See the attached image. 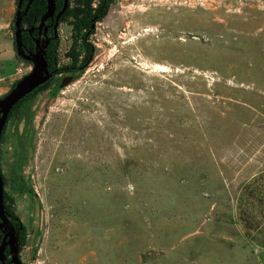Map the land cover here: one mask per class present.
<instances>
[{
  "label": "rangeland",
  "instance_id": "1",
  "mask_svg": "<svg viewBox=\"0 0 264 264\" xmlns=\"http://www.w3.org/2000/svg\"><path fill=\"white\" fill-rule=\"evenodd\" d=\"M16 1L0 0V98L32 68ZM74 20H59L57 67L72 46L85 56ZM88 41L80 74L54 72L6 119L22 264H244L208 225L264 168V0H112Z\"/></svg>",
  "mask_w": 264,
  "mask_h": 264
},
{
  "label": "trees",
  "instance_id": "2",
  "mask_svg": "<svg viewBox=\"0 0 264 264\" xmlns=\"http://www.w3.org/2000/svg\"><path fill=\"white\" fill-rule=\"evenodd\" d=\"M26 2L27 0H23V5H25ZM91 2L92 0H79V3H81L79 5L80 7H78V5L77 7H74V9H70L68 7L62 16L64 17L66 14L73 13L75 17V20L72 23L73 37H75V41H76L77 37L81 36L82 41H83L82 44L85 50L84 58L82 60H79L80 54L76 50L75 46H72V48L68 51V55L71 58V62L63 67H57V48H58V43H59V39L57 37L56 39L51 40V42L46 47L45 58L48 63V69L50 71H54L55 73H60L62 71H70V72H77L78 74H80L84 70L85 64L88 62V59L93 54V46L88 41L89 34L93 33L94 31V28H91V24H95L96 22L102 20L105 17L112 0H99L98 6L95 9L91 6ZM59 5H61V0L59 1ZM44 11H45V0H33L32 5H30L26 13L23 15L22 25H26L28 27H30L31 25H34L38 21L39 17L43 14ZM31 13H32V16H31ZM34 19L36 22H33ZM82 30H83V33L80 34ZM22 41H23V46L25 49L26 48L33 49V42L31 39V35L28 32L24 31L22 33ZM74 45H75V42H74ZM13 48L15 50L14 41H13ZM16 58H18L20 61H23L25 63H29L26 60L19 57L18 55H16ZM13 66H14V63L13 65H11V69H13ZM52 77L45 83L39 85L36 89L31 91L30 93L25 95L16 104H14L10 112L8 113L7 118H9L11 114L13 113V111L15 112L16 109L19 108L21 104H23L26 100L34 98V96L39 90L46 88L49 85L50 81L52 80ZM14 84L15 83H12V86ZM4 131H5V125L3 127L0 140L2 138ZM0 174L2 176L3 185H4L6 178L3 175L1 168H0ZM261 201H262V197H259V194H256V192L253 189L249 188L247 184L243 186L238 196V199H237L238 222L242 225V227L244 225H247L249 227L252 226V224L249 222V219H251V217H255L253 214L255 206H256L255 204L257 203V206H259ZM3 202L5 206V211L10 219V222L12 223L13 227L18 233L19 252H20L22 247L26 243V227L22 223L20 218L15 214L14 207H13V198L9 196L5 190L3 191ZM253 206H254V209H252ZM5 254L7 256L9 254L7 247L5 249ZM9 259L10 258L8 256L6 258L7 264H12L11 262H9Z\"/></svg>",
  "mask_w": 264,
  "mask_h": 264
},
{
  "label": "water",
  "instance_id": "3",
  "mask_svg": "<svg viewBox=\"0 0 264 264\" xmlns=\"http://www.w3.org/2000/svg\"><path fill=\"white\" fill-rule=\"evenodd\" d=\"M31 1L27 0L23 13L20 11L23 0L17 1V11L15 13L14 18V42L16 48V54L23 58L24 60L32 63L31 70L25 74L18 82L14 84L12 89L7 93L3 98H0V136L3 130V127L6 123V119L8 113L14 104H16L20 99H22L25 95L36 89L39 85L48 81L54 71H50L48 69V63L45 58L46 53V44L48 41L46 40L43 43L39 44L35 41V50L27 51L25 50L22 42V31L24 30L21 26L22 15L28 10ZM46 12L40 18L39 24L37 25L38 32L44 28L46 30V26H44V22L48 16H51L55 9V0H46ZM67 0H64L63 6L59 13L56 16V19L53 24L54 34H56L58 17L64 12L66 8ZM33 27L27 29V32L30 34L33 31ZM38 40V39H37ZM40 41V39L38 40ZM72 80V77H67V79H63L61 82V86L69 83ZM3 191L4 185L2 176L0 174V264H7L5 254V248L8 246L9 253V262L12 264H22L18 254H19V241H18V233L13 227L10 219L5 211V206L3 202Z\"/></svg>",
  "mask_w": 264,
  "mask_h": 264
},
{
  "label": "crops",
  "instance_id": "4",
  "mask_svg": "<svg viewBox=\"0 0 264 264\" xmlns=\"http://www.w3.org/2000/svg\"><path fill=\"white\" fill-rule=\"evenodd\" d=\"M240 158H242L241 155H239L238 159ZM246 184L249 188L253 189L256 194H259V197H262L260 205L258 203L259 206H257L256 203L254 209L256 210L257 217L249 219V222L252 224L251 227L247 225L242 227L238 222L237 215V199L243 186ZM240 187L241 189L236 191L238 195L236 203L232 206L231 212H229L228 209L225 210V216L220 220V225L214 227L212 222L208 225V229H210V232H212L213 229L215 230V236H218L219 240L222 241L220 244L221 247L225 248L226 246L229 249L233 247L231 251L235 252L237 255H241L244 264H262L264 262V168L263 170L260 169V171L254 172ZM206 233L208 232L206 231ZM234 238L236 241H239L236 245L231 244ZM212 240L217 241L216 237Z\"/></svg>",
  "mask_w": 264,
  "mask_h": 264
},
{
  "label": "flooded vegetation",
  "instance_id": "5",
  "mask_svg": "<svg viewBox=\"0 0 264 264\" xmlns=\"http://www.w3.org/2000/svg\"><path fill=\"white\" fill-rule=\"evenodd\" d=\"M59 1L60 0H55V9H54V12L52 13V15L51 16H48L47 17V19L45 20V22H44V26H46V30L44 31V28L41 30V32L39 33L38 32V29L36 28L37 27V25L39 24V21H40V18L42 17V15L46 12V4H47V2H46V0H45V11L43 12V14L39 17V19H38V21L36 22L35 21V19L33 20V22H36L34 25H31L30 27H28V26H26V25H23L22 26V28L24 29L23 30V32L24 31H26L27 32V29H29V28H31V27H33L34 29H33V31L30 33V35H31V39H32V42H33V49H31V48H26L25 50H27V51H34L35 50V41H37L39 44H41V43H43L44 44V42L47 40L48 41V43L46 44L47 46H48V44L51 42V40H54V39H56L57 37H58V35H57V30H56V34H54V29H53V24H54V21H55V19H56V16H57V14L59 13V11L61 10V8H62V6H63V3H64V0H61V5H59ZM93 1L94 0H92V2H91V6H93L94 5V9L98 6V3H99V0H97L98 1V3H95V4H93ZM32 2L33 1H31V4L30 5H32ZM25 5H26V3H25ZM25 5H23V2H22V5H21V8H20V11L23 13V11H24V8H25ZM30 7V6H29ZM70 8V0H67V3H66V8H65V10H64V12L66 11V9L67 8ZM16 11H17V6H16V8H15V13H16ZM32 12V11H31ZM64 12L57 18L58 19V24H59V20H60V18L63 16V14H64ZM26 13V12H25ZM24 15V14H23ZM23 15H22V18H23ZM31 16H32V13H31ZM58 24H57V27H58ZM91 28H94V24H91ZM22 32V33H23ZM90 35V34H89ZM40 39V41H38V40ZM46 46V47H47ZM0 242H1V240H0ZM7 248H8V246H6ZM6 249V248H5ZM8 256H9V254H8ZM7 256V257H8Z\"/></svg>",
  "mask_w": 264,
  "mask_h": 264
},
{
  "label": "clouds",
  "instance_id": "6",
  "mask_svg": "<svg viewBox=\"0 0 264 264\" xmlns=\"http://www.w3.org/2000/svg\"><path fill=\"white\" fill-rule=\"evenodd\" d=\"M17 5V4H16ZM14 18H15V16H14ZM21 26H23L22 25V21H21ZM23 32V31H22ZM14 41V40H13ZM23 42V41H22ZM14 44H15V42H14ZM15 52H16V48H15ZM17 55V54H16ZM20 57V56H19ZM23 59V58H22ZM27 61V60H26Z\"/></svg>",
  "mask_w": 264,
  "mask_h": 264
},
{
  "label": "bare ground",
  "instance_id": "7",
  "mask_svg": "<svg viewBox=\"0 0 264 264\" xmlns=\"http://www.w3.org/2000/svg\"><path fill=\"white\" fill-rule=\"evenodd\" d=\"M160 67V66H159ZM161 68V67H160Z\"/></svg>",
  "mask_w": 264,
  "mask_h": 264
}]
</instances>
